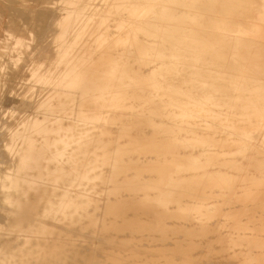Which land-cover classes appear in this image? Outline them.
Instances as JSON below:
<instances>
[{
  "label": "bare ground",
  "instance_id": "bare-ground-1",
  "mask_svg": "<svg viewBox=\"0 0 264 264\" xmlns=\"http://www.w3.org/2000/svg\"><path fill=\"white\" fill-rule=\"evenodd\" d=\"M218 1L115 0L116 7L112 12L118 18H126L124 20L126 23L123 22L121 28L114 24L111 30L109 28L110 31L107 29L104 33L90 36L86 44L88 49L98 50L100 58L98 65L96 64L88 74V78L87 75L79 77L84 79V82L87 79L94 81L90 86L92 95L80 105L82 124L67 123L61 128L57 124L46 125L34 119L20 127L23 121L21 115L29 105V98L25 102L17 99L14 87L6 88L3 101L7 99V104L18 108L11 110L14 114L1 121L7 124L8 129L0 133V165L6 169L4 174L0 173V183L5 182L1 203L6 214L0 216L2 229L29 231L46 222L52 224L58 222L57 224L68 226L74 219L83 216L82 205L53 191L45 195L42 183L60 182L63 179L59 175L62 164L72 167L80 162L79 180H72L73 182L69 180L68 186L75 185L87 191L89 186L97 181L99 176L97 170L111 162L113 174L117 177L125 176L127 172L133 175V180L113 185L111 194L115 196L121 192L127 197H132L139 193L144 199L142 204L124 203L116 210L120 217L126 211L133 214V220L124 223L125 231L135 230L138 234L142 226L140 219L149 213H159L171 206L176 208L177 216L184 219L190 217L201 229L210 219L220 220L228 236L215 240L214 253H207V249L198 253L197 243L185 242L183 246L173 250H155L144 255L137 249L139 242L135 243L133 239L134 242L132 240L114 242L109 247L110 264H172L174 261L177 264H208L210 261L214 264H264V204H254L237 215L225 217L216 208L208 206L200 197L204 185H211L218 193L230 196L235 190L245 187L241 186L243 184L241 182L247 178V172L253 170V160L261 166L264 165V153H251L245 146L236 150L232 145L222 141L212 127V124H217L232 132H240L242 140L249 136H258L264 128V93L259 89H251L249 80L244 78L243 74L238 77L240 79L227 78L226 73H222L225 64L218 59L212 46L202 43L196 35L183 32L180 27L173 25L176 23L175 18L167 11L180 7L187 12H194L193 14L211 16L216 11ZM49 23L50 31L59 30L61 22L57 15L51 14ZM136 23L144 25V28L138 29ZM156 24L163 25L164 28L159 29ZM87 25L88 21L85 22V26ZM111 51L119 54L111 57ZM129 52L135 55L134 60L124 59V53ZM205 52L209 54L207 61L204 59ZM134 61L148 69L146 77L141 78L138 65ZM33 62H35L33 65L37 63ZM185 64L189 66L185 68ZM217 66L219 72L215 73ZM202 68L208 70L202 72ZM185 70L188 71L187 76L182 75V71ZM217 96L228 109H231L232 116L215 112L214 101ZM46 103L47 109L57 113L61 110L63 102L60 94L54 91ZM19 107H22V110H19ZM120 108L131 117L125 115L126 121L114 122V125L122 130L119 128L121 133L118 141L123 144L115 145L117 148L113 149V152L111 143L92 147L89 152L87 143L96 133L93 124L106 123L108 110ZM193 116L202 118L204 123L201 124ZM124 118L122 116V119ZM142 131H148L150 136L147 138L136 136ZM139 136H142V133ZM174 144L198 150L205 165L216 161L230 163L238 160L243 166L230 182L220 177L217 179L198 177L192 173V169L195 168L190 163L176 157L171 148ZM42 147L45 151L41 150ZM245 152H248L249 156H246ZM132 162L134 163L130 164ZM142 176H147L150 180L147 183L141 182ZM110 177L113 179V176ZM249 186L259 192L264 187V181L249 183ZM252 211L257 213L256 216L249 215ZM80 226L82 227L81 224ZM80 226L78 227L81 228ZM148 227L153 230L152 227ZM89 236L96 238L100 244L112 243L110 241L113 238L103 239V235L93 237L90 233ZM66 243L68 244V241ZM19 247L20 249H14L7 234L0 235V264H21L26 258L28 245L21 244ZM27 259L29 261V258ZM70 262L68 260L65 264H73Z\"/></svg>",
  "mask_w": 264,
  "mask_h": 264
},
{
  "label": "rangeland",
  "instance_id": "rangeland-1",
  "mask_svg": "<svg viewBox=\"0 0 264 264\" xmlns=\"http://www.w3.org/2000/svg\"><path fill=\"white\" fill-rule=\"evenodd\" d=\"M217 4L216 11L211 16L202 13L200 15L193 14L194 12H187L180 7L171 8L167 11L170 16L175 18L176 23L173 25L180 27L183 32L196 35L202 43L212 46L214 52L218 55V59L225 64L222 73H226L227 78L236 80L240 79L238 77L243 74L244 78L249 80L248 84L251 89H259L264 93V0H219ZM115 7V0H0V133L8 130L6 128L7 124H3L1 121L5 117L14 114V111L11 110L18 108L7 104V99L3 101L6 88L10 86L14 87L13 90L17 93V99L25 102L29 98V105L25 108L24 114L21 115L23 121L19 125L20 127H24L34 119H37L40 123H46V125L53 126L57 124L61 128H64L67 123H83L80 105L89 95H92L90 86L94 81L87 79L84 82V79L82 80L79 77H86L87 75L88 78V74L100 58V52L94 48L88 49L86 44L90 36L104 33L109 28L111 30L114 24L121 28V25L126 23L124 21L126 18H118L112 12ZM51 14L57 15L61 22L59 30L55 32L49 30V17ZM86 21H88L87 26H85ZM156 25L159 29L164 28L163 25ZM135 26L138 29L144 28V25L140 23H136ZM110 54L111 57H115L119 53L116 54L111 51ZM123 56L124 59H135V55L131 52L124 53ZM208 57L209 54L205 52L204 59L206 61ZM33 61H37V63L33 65L35 63ZM134 62L138 65V61ZM187 64H185V68L189 66ZM138 68L141 78L148 75L146 67L140 64ZM207 70V68L201 69L202 72ZM214 72H219L218 66L215 67ZM187 74L188 71H182V75L187 76ZM54 91L60 94L63 102L61 110L57 113L51 112L46 106L47 100ZM191 94L194 93L191 92ZM12 96L14 95L12 94ZM214 102L216 104L214 107L215 112L232 116L231 109H228L222 103L220 97L217 96ZM166 105L167 103H165ZM19 110H22V107H19ZM125 115L121 108L119 110H108L106 123H94L93 129L96 133L87 143L88 151L90 152L92 147L111 143V152H113V149L117 148V144L122 145L123 143L118 141L122 130L118 126L117 128L114 122L116 120L124 122L123 120L127 116ZM112 116L114 117L111 118ZM119 116L121 117L118 120ZM122 116L123 118L125 116V118L122 119ZM193 117L201 124L204 123L202 118ZM113 126H115L114 129ZM212 127L222 141L224 140L227 144L232 145L236 150L245 146L249 148L251 153H264V128L261 129L258 136H249L247 139L242 140L240 132H232L217 124H212ZM141 133L142 136H139ZM136 136L147 138L150 134L148 131H142ZM171 148L174 150L176 157L183 162L190 163L195 168L192 169V173L198 177L211 179L220 177L230 182L235 177V173L241 170L243 166L238 160L230 163L216 161V163L205 165L198 150L190 149L182 144H174ZM41 150L45 151L44 147ZM245 154L249 156L248 152H245ZM110 163L97 170L99 173L97 181L94 185L89 186L87 191H83L75 185L68 186L69 180L75 181L79 178L80 162L72 167L63 163L59 174L63 179L60 182L42 183L45 195L53 191L61 197H69L74 202H79L78 204L82 205L83 216L77 217L79 219H74L68 226L62 223H60L61 225L57 224L58 222L56 223L58 226L55 223L46 222L37 226L35 230L22 231L17 229L8 231L2 229V225H0V235L7 234L12 240L14 249H20L19 245L21 244L28 245L26 258L21 264L27 262H29L27 264H65L68 260L73 264H88V262L89 264H110L108 261V258L111 257L109 247L114 242L120 243L132 239L136 241L135 243L139 242L137 243V249L144 255L155 250H173L183 246L182 244L185 242L197 243L196 250L198 253L205 249L208 250L207 253H214L216 249L215 240L225 239L228 236L226 230L222 228L220 220L210 219L204 225L206 229L204 227L201 229L190 217L184 219L177 216L176 208L171 206L159 213H149L145 218L140 219L142 226L140 231L137 232L138 234L135 230H132V233L125 231L123 229L124 223L131 222L133 214L126 211L122 214V218L116 213V210L124 203L142 204L144 199L139 193L132 197H127L126 194L121 192L115 196L111 194L113 185L125 184V181L133 180V175L127 172L125 176L118 175L119 177H117L116 174H113V166ZM122 163L126 164L125 161H122ZM140 163L143 162L140 161ZM252 164L253 170L248 171L247 178L244 182H241L243 183L241 186L245 185L244 188L235 190L229 196L218 193L211 185H204L200 194L201 200L203 199L208 206L216 208L225 217L232 214L237 215L238 212L241 213L254 204H264V187L257 192L249 186V183H262L264 181V165L261 166L254 160ZM5 170V167L0 165L1 175L6 172ZM110 176H113V179ZM108 180H113V182L110 183ZM149 180L147 176H142L140 179L144 183ZM2 182L3 184L0 183V216L6 214L1 203L2 189L5 185V182ZM104 185L107 187L105 188ZM240 202L242 205H239ZM251 214L256 216L257 213L252 211L249 215ZM148 226L152 227L153 230ZM88 231L93 237H101L102 235L103 239L113 237L110 241L112 243L103 242V244H100L96 238L89 236ZM91 231L94 233H91ZM130 235L132 236L130 237ZM84 238L89 241L84 240ZM89 251L91 253H88ZM59 253L61 254L59 255ZM27 258H29V261H27ZM56 258L58 259L55 260ZM175 263L177 264L176 261L172 264ZM208 264H214V262L210 261Z\"/></svg>",
  "mask_w": 264,
  "mask_h": 264
}]
</instances>
